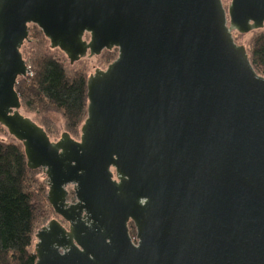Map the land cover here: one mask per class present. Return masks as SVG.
<instances>
[{
  "label": "water",
  "instance_id": "1",
  "mask_svg": "<svg viewBox=\"0 0 264 264\" xmlns=\"http://www.w3.org/2000/svg\"><path fill=\"white\" fill-rule=\"evenodd\" d=\"M29 25L70 65L117 49L78 140L21 112ZM262 29L264 0H0V125L68 223L35 264H264V78L232 37Z\"/></svg>",
  "mask_w": 264,
  "mask_h": 264
},
{
  "label": "trees",
  "instance_id": "2",
  "mask_svg": "<svg viewBox=\"0 0 264 264\" xmlns=\"http://www.w3.org/2000/svg\"><path fill=\"white\" fill-rule=\"evenodd\" d=\"M225 4L228 0H221ZM29 45L21 52L30 69L26 78H19L14 90L21 112L40 126L50 140L62 133L78 140L80 128L87 116L86 61L71 66L58 49L35 26H28ZM254 72L264 78V29L251 33L244 45ZM117 57V49L103 50L98 56L107 67ZM50 114L60 117L62 126L53 122ZM0 134L8 135L0 125ZM40 169L30 170L21 143L0 140V264H35L34 234L56 217L46 200V181L40 179ZM73 199V192L69 193ZM128 232L135 238V228L128 223Z\"/></svg>",
  "mask_w": 264,
  "mask_h": 264
},
{
  "label": "rangeland",
  "instance_id": "3",
  "mask_svg": "<svg viewBox=\"0 0 264 264\" xmlns=\"http://www.w3.org/2000/svg\"><path fill=\"white\" fill-rule=\"evenodd\" d=\"M222 4H223V3H222ZM227 4H228V1H227L225 4H223V6L226 8V7H227ZM251 33H252V32H251ZM251 33H247V34H239V33L235 32V31H233V32H232V37H233V39H234V41H235V43H236L237 45H241V46L244 47V45L246 44V41L249 39ZM84 39H85V40H88L87 36H85ZM28 41H29V40H28ZM28 41H25V42L23 43V45H22L21 48H20V52H22L23 49L26 48V47L29 45V42H28ZM53 50H54V49H53ZM61 53H62V52H61ZM62 54H63V53H62ZM98 56H99V55H98ZM98 56H92V57H89V56L86 55L83 59L80 60V61H86V62H87L88 67H89V75H90V73L93 74V72L95 71L96 68L99 69V70H104V69L106 68V67L101 66V65L99 64L98 59H97ZM63 58H65V59L67 60V58H66V56H65L64 54H63ZM67 62H68V60H67ZM78 62H79V61H78ZM76 63H77V62H76ZM74 64H75V63H74ZM74 64H72L71 66H73ZM91 66H94V67L91 68ZM30 117H31V116H30ZM50 117H51V119L53 120V122L56 124V126H58L59 128H61V126H62V121H61L60 117L57 116V115H55V114H50ZM31 118H32V117H31ZM58 139H59V137L56 138V139H54L53 141H56V140H58ZM0 140H2V141H4V142H15L14 138L11 137L9 134H8V135L0 134ZM39 177H40V179H42L43 181H44V180L46 181V177H45V175L42 173V171H41ZM70 201H72V198H69V197H68V198H67V202H70ZM53 219H55V220H57L58 222H60V220H59L58 217H54ZM34 242H35V239H34ZM34 242H33V245H34Z\"/></svg>",
  "mask_w": 264,
  "mask_h": 264
},
{
  "label": "flooded vegetation",
  "instance_id": "4",
  "mask_svg": "<svg viewBox=\"0 0 264 264\" xmlns=\"http://www.w3.org/2000/svg\"><path fill=\"white\" fill-rule=\"evenodd\" d=\"M85 36H87V38H88V35H85ZM71 192V187H69L68 188V193H70ZM70 195V194H69ZM69 195H68V197H69ZM69 203H74V197H73V199H72V201H70ZM56 217H58V216H56ZM59 218V220H60V225L63 227V228H65L66 230H68V223L67 222H65L64 220H62L60 217H58ZM130 222V221H129ZM128 222V223H129ZM128 223H127V225H128ZM127 228H128V226H127ZM129 233V232H128ZM135 235H136V231H135ZM130 236V235H129ZM131 237V236H130ZM132 239V241L135 243V238L133 239V238H131Z\"/></svg>",
  "mask_w": 264,
  "mask_h": 264
}]
</instances>
